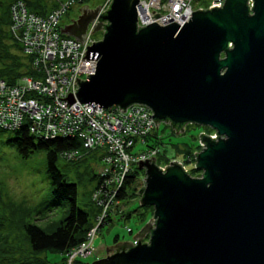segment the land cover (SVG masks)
Returning <instances> with one entry per match:
<instances>
[{
  "label": "water",
  "instance_id": "95a60500",
  "mask_svg": "<svg viewBox=\"0 0 264 264\" xmlns=\"http://www.w3.org/2000/svg\"><path fill=\"white\" fill-rule=\"evenodd\" d=\"M138 2L112 0L99 16L92 33L103 30L102 39L82 58L97 60L94 74L75 79L76 99L123 113L144 105L156 129L164 123L180 134L194 124L217 138L199 136L198 177L176 162H137L145 172L139 206L152 207V218L135 244L106 247L92 264H264V0H225L182 26L144 28ZM79 11L60 33L83 42L99 8Z\"/></svg>",
  "mask_w": 264,
  "mask_h": 264
},
{
  "label": "built area",
  "instance_id": "2783aa9c",
  "mask_svg": "<svg viewBox=\"0 0 264 264\" xmlns=\"http://www.w3.org/2000/svg\"><path fill=\"white\" fill-rule=\"evenodd\" d=\"M111 1L102 0L96 6L99 12L88 25L83 42L60 33L62 17L77 0L62 1L44 17L29 11L22 0L12 2L9 8L11 36L21 46L23 53L32 59V69L39 76L36 79L29 76L20 78L15 85L0 81V129L14 131L28 123L33 135L50 139L76 137L81 140L84 151L96 150L101 153V168L98 171L101 181L91 193V200L99 212L85 240L67 255V264H74L77 259L91 256L96 231L112 215H122L124 202L117 199V193L132 168L139 166L137 162L154 158L160 169L176 162L187 173L185 165L177 159L169 160L164 166L158 164L160 148L146 147L145 139L156 129L150 117L153 112L148 107L133 104L123 113L117 106L103 110L99 105L81 104L76 99L75 90L79 87L75 79L85 82L88 75L94 74L93 67L97 60L82 61V58L85 57L87 45L92 46L98 42L93 37L96 31L92 33V30ZM199 1L139 0L136 11L137 28H144L155 22H159L161 26L169 23L182 26L198 10L194 9V4ZM224 2L225 0H211L206 8L199 9L221 8ZM100 31L103 35L104 31ZM69 96L73 97L74 102L68 101ZM185 130L184 128V132ZM202 134L217 138L215 132L210 135ZM199 147H203L200 139ZM80 157L81 151L78 150L63 154V160L68 162L78 161ZM150 162L151 160L148 163ZM140 179L144 188L145 172Z\"/></svg>",
  "mask_w": 264,
  "mask_h": 264
},
{
  "label": "trees",
  "instance_id": "16d2710c",
  "mask_svg": "<svg viewBox=\"0 0 264 264\" xmlns=\"http://www.w3.org/2000/svg\"><path fill=\"white\" fill-rule=\"evenodd\" d=\"M14 1L16 0L8 2L4 8L6 19L0 17V81H4L8 85H15L20 78L26 76L34 79L39 76L32 69V59L23 53L21 46L13 39L9 31V8ZM22 1L26 4L29 11L44 17L65 0H55L50 7L47 3H43L40 0ZM86 1L81 0L80 2L77 0L75 4H84ZM30 97L34 96L30 95ZM7 132H11V136L5 141V144L14 147L21 158L26 159L37 151L45 152L53 205L56 206L64 202L66 211L65 216L57 223L46 221L43 225H37L36 223L21 224L22 246L15 244V241L8 240V237L11 235L8 227L11 228V226L0 223L2 225L0 227L2 230L0 232V264H55L48 260V254L58 255L61 258L59 264H67V255L85 240L87 232L94 225V220L99 210L94 204L96 208L94 212H92L90 207L82 209L78 206L77 186L68 182V179L61 173L57 164L60 158L63 159V154L68 151H81V157L78 161L68 162L64 160L73 165H78L84 157L97 151H84L81 140L76 137H56L50 139L33 135L29 131L28 123H24L17 130ZM145 142L146 147H160L161 138L154 132L145 139ZM197 149H200L199 143L193 147L177 149L181 152L183 150L184 157L180 161L185 165L187 174L191 177H198L200 175V172L196 171L194 165L191 164L194 162L193 157ZM159 156L164 155L160 153ZM158 157L157 163L160 164ZM161 161H163L164 165L169 163V160L165 159V157H162ZM143 175L144 171L139 170V167L132 168V171L127 175L117 193V199L126 204L129 200L136 197L141 198L144 189H139L138 186L141 180L140 177ZM93 180L95 183L90 195L98 187L101 178L98 174H95ZM144 210V215L140 212L138 217L142 223L146 217H150V213L151 215L153 213V209L151 210L150 207H145ZM133 213V211H126L124 214L116 216H119L121 219H129ZM109 222L110 218H108L104 225H107ZM127 232L131 234L132 230L127 229ZM114 242H118L117 236L114 237ZM78 260L74 264H81Z\"/></svg>",
  "mask_w": 264,
  "mask_h": 264
},
{
  "label": "rangeland",
  "instance_id": "374dc122",
  "mask_svg": "<svg viewBox=\"0 0 264 264\" xmlns=\"http://www.w3.org/2000/svg\"><path fill=\"white\" fill-rule=\"evenodd\" d=\"M11 0H0V17L6 19L5 6ZM47 3L50 7L55 0H40ZM102 0H87L84 4H74L67 11L61 19V25H68L71 21L77 19L80 15V9L83 6L95 9V7ZM211 0H200L194 4V9L200 7L206 8ZM4 27V26H3ZM101 31L94 34V39L100 41L102 39ZM193 124L185 126L184 133H178L164 123L159 125L158 129L154 132L161 138L159 152L161 155L158 159L160 164L164 166L162 157L172 160H183V150L178 151L180 148H189L196 146L199 143V135L202 133L213 134V130ZM11 136V132L0 130V223L3 225L11 226L8 229L11 235L8 237L9 241H15V244L23 245L21 224L43 225L46 221L49 223H57L65 216V203L54 206L53 199L50 192V184L47 175V163L45 152L37 151L32 153L28 158H21L16 152L14 147L5 144V141ZM139 149V147L137 148ZM197 149L195 153L200 152ZM194 162L191 164L193 165ZM62 174L66 176L69 183L76 184L78 193V206L82 209L91 208L92 212L95 207L91 200L90 192L93 188L95 181L93 176L98 174L101 168V162L93 155L89 154L83 158L78 165H73L59 159L57 164ZM138 188H143L140 184ZM144 189V188H143ZM140 197L129 200L126 204L123 203V212L133 211L129 219H121L119 216H112L111 221L96 231V236L93 241V248L95 254L91 257L81 258L78 261L81 264H92L106 257V247H114L118 243L134 242L133 237L144 227V225L152 218L146 217L142 222L138 217L140 212L144 215V209L139 206ZM152 210L153 208L150 207ZM0 224V227L2 226ZM5 229V228H3ZM127 229L132 230L128 233ZM2 230L0 229V232ZM118 237V242H114V237ZM145 238L143 242H147ZM26 247V246H25ZM93 252V253H94ZM114 251H109L112 254ZM48 260L52 263L59 264L61 258L55 254H48Z\"/></svg>",
  "mask_w": 264,
  "mask_h": 264
},
{
  "label": "crops",
  "instance_id": "0c3cea01",
  "mask_svg": "<svg viewBox=\"0 0 264 264\" xmlns=\"http://www.w3.org/2000/svg\"><path fill=\"white\" fill-rule=\"evenodd\" d=\"M99 161H100V155H101V153H100V151H97V152H93L92 153ZM112 216H115V215H112ZM110 221H111V219H110ZM135 243V242H134ZM96 252V251H95ZM95 252L93 253V255L95 254ZM92 255V256H93ZM91 256V257H92Z\"/></svg>",
  "mask_w": 264,
  "mask_h": 264
}]
</instances>
